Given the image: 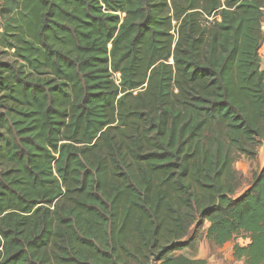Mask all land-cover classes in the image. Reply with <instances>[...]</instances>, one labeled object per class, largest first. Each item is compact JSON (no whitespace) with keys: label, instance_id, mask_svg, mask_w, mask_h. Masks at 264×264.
I'll use <instances>...</instances> for the list:
<instances>
[{"label":"trees","instance_id":"16d2710c","mask_svg":"<svg viewBox=\"0 0 264 264\" xmlns=\"http://www.w3.org/2000/svg\"><path fill=\"white\" fill-rule=\"evenodd\" d=\"M263 21L264 0H2L0 264H207L179 251L238 234L264 264V165L242 192L235 166L264 143Z\"/></svg>","mask_w":264,"mask_h":264},{"label":"rangeland","instance_id":"374dc122","mask_svg":"<svg viewBox=\"0 0 264 264\" xmlns=\"http://www.w3.org/2000/svg\"><path fill=\"white\" fill-rule=\"evenodd\" d=\"M2 0H0L1 4ZM115 79L119 82L120 74L114 75ZM264 165V143L258 148V155L256 160L249 159L248 157L241 156L237 159L235 166L243 173L244 183L239 192L244 191L252 183L254 179V173L262 168ZM206 227V226H205ZM206 239V240H205ZM203 241H208L204 245L203 253L207 256V264H244V260L237 259L234 255L235 245L246 244L249 239L246 234H238L232 241L227 242L223 246H216L213 242L208 240L204 235ZM196 250H199V245Z\"/></svg>","mask_w":264,"mask_h":264},{"label":"crops","instance_id":"0c3cea01","mask_svg":"<svg viewBox=\"0 0 264 264\" xmlns=\"http://www.w3.org/2000/svg\"><path fill=\"white\" fill-rule=\"evenodd\" d=\"M263 30H264V21L262 24ZM261 53V57H262V68L264 69V43L262 45V48L260 50ZM206 240V239H205ZM208 241H203L200 240L198 245H199V250H190L188 248L179 251V253L184 254L185 256H187L188 258L191 259H206L207 260V256L203 253L204 250V245H206Z\"/></svg>","mask_w":264,"mask_h":264},{"label":"water","instance_id":"95a60500","mask_svg":"<svg viewBox=\"0 0 264 264\" xmlns=\"http://www.w3.org/2000/svg\"><path fill=\"white\" fill-rule=\"evenodd\" d=\"M176 241H173L172 243L168 244V245H164L162 247V249L160 251H158L156 254H155V257H158L160 254H162L163 252H166L167 249H169L170 247H172L174 245Z\"/></svg>","mask_w":264,"mask_h":264},{"label":"built area","instance_id":"2783aa9c","mask_svg":"<svg viewBox=\"0 0 264 264\" xmlns=\"http://www.w3.org/2000/svg\"><path fill=\"white\" fill-rule=\"evenodd\" d=\"M118 74V73H117Z\"/></svg>","mask_w":264,"mask_h":264}]
</instances>
